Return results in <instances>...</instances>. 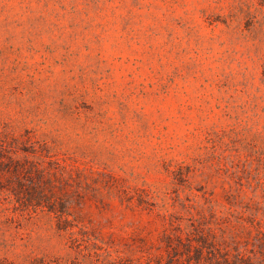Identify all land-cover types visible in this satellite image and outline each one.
Listing matches in <instances>:
<instances>
[{
  "label": "rangeland",
  "instance_id": "obj_1",
  "mask_svg": "<svg viewBox=\"0 0 264 264\" xmlns=\"http://www.w3.org/2000/svg\"><path fill=\"white\" fill-rule=\"evenodd\" d=\"M264 264V0H0V261Z\"/></svg>",
  "mask_w": 264,
  "mask_h": 264
},
{
  "label": "trees",
  "instance_id": "obj_2",
  "mask_svg": "<svg viewBox=\"0 0 264 264\" xmlns=\"http://www.w3.org/2000/svg\"><path fill=\"white\" fill-rule=\"evenodd\" d=\"M0 264H19V263L8 259H3L0 261ZM30 264H59V263H51V262H46L43 259H35L31 261Z\"/></svg>",
  "mask_w": 264,
  "mask_h": 264
}]
</instances>
